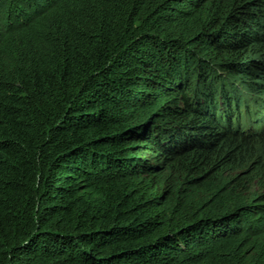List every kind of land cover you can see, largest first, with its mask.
Returning <instances> with one entry per match:
<instances>
[{
  "label": "trees",
  "instance_id": "trees-1",
  "mask_svg": "<svg viewBox=\"0 0 264 264\" xmlns=\"http://www.w3.org/2000/svg\"><path fill=\"white\" fill-rule=\"evenodd\" d=\"M240 76L264 0H0V264H264Z\"/></svg>",
  "mask_w": 264,
  "mask_h": 264
},
{
  "label": "rangeland",
  "instance_id": "rangeland-1",
  "mask_svg": "<svg viewBox=\"0 0 264 264\" xmlns=\"http://www.w3.org/2000/svg\"><path fill=\"white\" fill-rule=\"evenodd\" d=\"M227 82L229 86L223 91L219 87L220 118L225 117V122L230 119L237 128L238 123L241 127V123L244 124L250 116L258 117L260 113L264 116V79L240 76L230 78ZM248 82L251 88L248 87ZM259 136L258 142L247 145L241 156L239 165L244 168L235 172V175L245 178L244 180L254 181L257 188L264 187V133Z\"/></svg>",
  "mask_w": 264,
  "mask_h": 264
}]
</instances>
